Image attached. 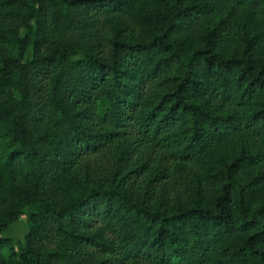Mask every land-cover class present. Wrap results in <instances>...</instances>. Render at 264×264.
<instances>
[{
  "label": "trees",
  "instance_id": "16d2710c",
  "mask_svg": "<svg viewBox=\"0 0 264 264\" xmlns=\"http://www.w3.org/2000/svg\"><path fill=\"white\" fill-rule=\"evenodd\" d=\"M0 264H264V0H0Z\"/></svg>",
  "mask_w": 264,
  "mask_h": 264
},
{
  "label": "rangeland",
  "instance_id": "374dc122",
  "mask_svg": "<svg viewBox=\"0 0 264 264\" xmlns=\"http://www.w3.org/2000/svg\"><path fill=\"white\" fill-rule=\"evenodd\" d=\"M26 232V219L25 216H22L16 223L9 227L7 232H5V235L22 240Z\"/></svg>",
  "mask_w": 264,
  "mask_h": 264
}]
</instances>
